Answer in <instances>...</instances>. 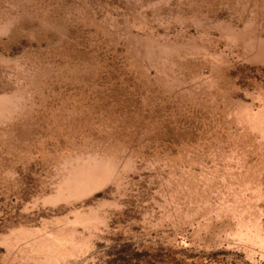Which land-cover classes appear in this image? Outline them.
I'll use <instances>...</instances> for the list:
<instances>
[{
    "label": "rangeland",
    "instance_id": "rangeland-1",
    "mask_svg": "<svg viewBox=\"0 0 264 264\" xmlns=\"http://www.w3.org/2000/svg\"><path fill=\"white\" fill-rule=\"evenodd\" d=\"M0 264H264V0H0Z\"/></svg>",
    "mask_w": 264,
    "mask_h": 264
}]
</instances>
